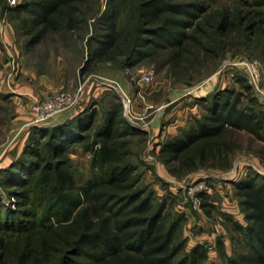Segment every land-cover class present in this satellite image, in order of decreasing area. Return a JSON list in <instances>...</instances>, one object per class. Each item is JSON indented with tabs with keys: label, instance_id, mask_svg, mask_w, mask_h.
Segmentation results:
<instances>
[{
	"label": "trees",
	"instance_id": "obj_1",
	"mask_svg": "<svg viewBox=\"0 0 264 264\" xmlns=\"http://www.w3.org/2000/svg\"><path fill=\"white\" fill-rule=\"evenodd\" d=\"M12 7L28 14L20 26L29 45L84 42L85 69L154 58L180 78L242 51L264 63V0H107L101 12L99 0H22ZM236 81L239 90L200 98L202 112L161 142L156 157L175 178L229 168L239 133L259 140L264 152V103L248 79ZM112 96L90 100L62 122L31 126L21 154L0 169V264L207 263L206 245L185 252L176 196L142 184L146 162L132 144L146 132ZM78 150L90 155L86 177L73 162ZM232 184L243 221L219 214L244 248L229 253L218 237L219 264H264V175L251 170ZM198 197L210 217L216 206L205 192Z\"/></svg>",
	"mask_w": 264,
	"mask_h": 264
},
{
	"label": "rangeland",
	"instance_id": "obj_2",
	"mask_svg": "<svg viewBox=\"0 0 264 264\" xmlns=\"http://www.w3.org/2000/svg\"><path fill=\"white\" fill-rule=\"evenodd\" d=\"M18 1L22 0H16V3ZM99 1L101 12L107 0ZM16 3L0 0V156L3 155L0 169L21 154L28 130L35 125V114L31 109L34 101L20 110L19 104L8 99L4 93L8 87L25 83L35 91V98L39 99L62 90L75 92L80 89L82 99L74 106L79 109L87 100L88 105L94 98L113 100V94L120 96V91L109 86L110 83H120L130 97V110L127 115L124 112V115L134 126L146 132L145 138L134 137L132 144L133 149L146 162V165L140 166L142 184L154 189L159 196H163L166 190L176 196L174 210L184 217L182 235L186 240L185 252H189L196 244H204L208 248L206 264H219L216 249L218 237L223 238L229 253H232L234 247L243 250V244L231 240L230 236H237V233L224 224L219 212L231 214L235 219L243 221L233 194L232 181L244 178L251 170L264 175L262 143L248 134L239 133L240 148L234 152L229 168H204L182 179L172 176L156 156L161 142L167 136L177 134L181 127L188 126L192 116L202 112V103L198 101L200 98L226 87L239 90L240 85L236 81L239 76L248 79L253 85V92L264 103L262 59L247 51L235 57L228 54L219 60L215 69L209 63L210 66L204 67L199 73L182 75L180 78L174 77L168 66H158L154 58H143L126 68L100 64L92 70V64H89L85 69L88 51L84 42L74 39L55 42L47 39L29 45V37L20 26L21 18L28 14L13 9L12 5ZM90 21L93 22V19ZM243 60L259 62L260 80L257 84L252 82ZM146 75L151 77L149 83L142 79ZM119 78L126 82V86ZM56 117L42 124L51 125ZM72 158L76 168L85 177L88 176L90 155L78 150ZM200 192L208 194L209 200L217 208L210 217L200 207ZM3 199L4 202L8 200L6 197Z\"/></svg>",
	"mask_w": 264,
	"mask_h": 264
},
{
	"label": "built area",
	"instance_id": "obj_3",
	"mask_svg": "<svg viewBox=\"0 0 264 264\" xmlns=\"http://www.w3.org/2000/svg\"><path fill=\"white\" fill-rule=\"evenodd\" d=\"M10 1L12 4L16 3V0ZM242 63L248 68L252 82L257 84L260 80L259 62L256 60L251 62L243 60ZM142 79L145 83H149L151 77L146 75ZM109 86L115 88L117 91H120L124 112L127 115L130 110V97L125 93L119 84L110 83ZM82 94L83 93L80 89L75 92L62 90L55 95L44 99L35 98L31 108L35 114L33 122L35 125H43L42 123H46L49 119H52L61 112L74 108V106H76L81 101Z\"/></svg>",
	"mask_w": 264,
	"mask_h": 264
},
{
	"label": "crops",
	"instance_id": "obj_4",
	"mask_svg": "<svg viewBox=\"0 0 264 264\" xmlns=\"http://www.w3.org/2000/svg\"><path fill=\"white\" fill-rule=\"evenodd\" d=\"M119 79L126 86V82L124 80H122L121 78H119ZM119 85H120V83H119ZM7 89L8 90L4 91V93L8 96V99H10L11 101H14L17 104H19L20 110L21 109H25L28 104L33 102L34 98L37 95V94H35V91L33 89H31L29 86H27V84H25V83L24 84H20V85H15V87L11 86V87H8ZM87 102H88V100L84 103L82 108L76 109L74 107V108L68 109V110L58 114L57 117L55 118L56 121L54 120L55 122H53V123L62 122L65 119H67L69 117H72L75 114L79 113L80 111H82L87 106ZM21 105L24 106V107L21 108ZM78 106L80 107L81 105H78ZM2 158H3V155L0 156V160Z\"/></svg>",
	"mask_w": 264,
	"mask_h": 264
}]
</instances>
